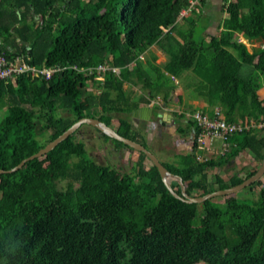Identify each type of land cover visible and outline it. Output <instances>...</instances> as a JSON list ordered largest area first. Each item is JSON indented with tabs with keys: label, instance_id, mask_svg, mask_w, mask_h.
<instances>
[{
	"label": "trees",
	"instance_id": "1",
	"mask_svg": "<svg viewBox=\"0 0 264 264\" xmlns=\"http://www.w3.org/2000/svg\"><path fill=\"white\" fill-rule=\"evenodd\" d=\"M187 1L0 0V6L6 3L10 13L18 14L3 21L5 11L0 9V54L56 69L48 79L21 74L0 80V169H12L83 117L112 126L114 115L123 114L114 129L141 144L142 135L124 118L140 105L130 103L122 91L130 75L150 92L144 99L149 103L156 97L158 75L178 77L190 71L209 110L219 107L228 122H264V99L258 96L264 86V0H224L226 16L214 35L204 27L196 35L193 20H188V30L176 26ZM35 33L33 42L43 46L36 55L35 45L25 44ZM236 33L261 46L249 51ZM155 43L168 54L164 72L140 62L133 66ZM102 64L120 70L98 73L95 68ZM168 96L169 91L164 100ZM78 129L21 169L0 173V264L8 255L9 264H264L260 179L245 188L259 187L251 203L230 197L224 203L210 199L188 204L167 190L157 168L147 165L140 151L133 175L94 161L84 142L76 139ZM230 140L229 151L217 158L196 161L192 148L181 154L179 167L161 163L181 176L192 196L225 189L258 166L227 180L212 177L210 171L217 173L245 151L260 164L264 128L236 133ZM71 170L77 185L59 187ZM171 186L180 193L176 181ZM138 208L141 224L135 217Z\"/></svg>",
	"mask_w": 264,
	"mask_h": 264
},
{
	"label": "rangeland",
	"instance_id": "2",
	"mask_svg": "<svg viewBox=\"0 0 264 264\" xmlns=\"http://www.w3.org/2000/svg\"><path fill=\"white\" fill-rule=\"evenodd\" d=\"M223 1V0H222ZM0 9L5 11L2 14V20L3 21H11L13 18H17L18 14L17 12H11V8L6 5V3L1 4ZM13 10V9H12ZM194 16L189 20H196L198 22V25L195 27V33L198 35L203 28V25H206L209 22L208 15L204 14V11L201 7L195 10L193 13ZM212 16H219V13L214 12ZM21 24L18 23V26ZM26 25L28 27L30 26V30H33V27L31 26V22H28ZM15 34H13L10 38V43L15 41ZM42 36V35H41ZM40 36V37H41ZM36 37V33L33 34L32 40H28L27 45H35L33 42L34 38ZM46 38H48V35L46 33ZM242 41V38H240ZM244 41V40H243ZM18 42V41H16ZM33 42V43H32ZM246 40L244 41V43ZM247 45V44H246ZM35 47V49H34ZM33 47L34 54L41 52L43 49L42 44L35 45ZM252 46L250 47V49ZM251 71V67L247 66L245 70ZM190 79H189V78ZM169 76H160L156 77L157 81V87L154 89V94L159 95L163 97L164 99L165 95L168 91H170V87H172V84L169 81ZM181 81V85L179 86L182 89V93L186 97V100L184 101V107L193 110L198 109V107L191 102L192 98H195L198 96V79L196 76L192 73H189V75L185 77H181L179 79ZM261 82L264 83V75L261 76ZM136 99V98H134ZM157 107H155L156 109ZM131 114L125 113L124 118L130 119ZM123 114H116L114 115V118L112 120V126L113 128H116L118 125V118L122 117ZM128 117V118H127ZM179 124H182V121H186L185 117H176ZM184 126L186 127L183 132H187L190 134L192 132L193 125L189 122H183ZM134 130L136 132H139L142 137L140 138L141 144L145 146L147 150L152 152L160 162L166 164L169 167H179L180 165V158L181 154L186 155L190 152L188 149H179L175 141L177 140V137L183 133L179 130L177 133H172L171 131H165L164 128H159L156 130L157 132L154 133V135H150L151 139L149 138V135L145 131L144 124L141 125H134ZM118 128V127H117ZM79 132L76 134V139L84 142L85 147L87 149V154L96 161L97 163L104 164L107 166H110L113 169H116L119 173H127L130 175L135 174L137 169L136 160L139 158L140 153L137 150L132 149L131 147H128L127 145H119L117 144L113 139L107 138L101 134L100 131H97L96 128L89 124H82L79 127ZM151 134V133H150ZM257 162V161H256ZM256 162L253 159L252 153L249 151H245L243 153H240L239 156L236 158L235 162L228 166H224L217 170L216 172L210 171V174L212 177L214 175H218L224 180H227V178L231 174H240L244 175L247 171L253 169L257 166ZM145 163L147 165L151 164V161L146 158ZM258 163V162H257ZM134 182L136 184H139V178L136 176L133 178ZM261 182L264 183V175L262 178H260ZM67 182H73L75 185H77L78 178L75 172L73 170L70 171L68 178L65 181L60 182L58 185L59 187H65ZM259 187L257 185H253L251 189H243L241 191H238L236 193L230 194V195H224V196H217L214 197L212 200L219 203H224L226 199L230 197H236L238 200H240L242 203H251L256 197ZM145 189L143 188V193L145 194ZM136 221L138 224L142 223V212L141 208H138L135 212ZM11 260V256H5L2 258L3 264H9Z\"/></svg>",
	"mask_w": 264,
	"mask_h": 264
},
{
	"label": "crops",
	"instance_id": "3",
	"mask_svg": "<svg viewBox=\"0 0 264 264\" xmlns=\"http://www.w3.org/2000/svg\"><path fill=\"white\" fill-rule=\"evenodd\" d=\"M199 7H201L204 11V14L208 15L209 17V22L206 25H203V27L205 28V33L209 35L218 33L219 30L222 29V21L226 16V12L224 9V0L201 1L198 5H196V7L192 10L191 14L188 17H178L176 26L180 27L182 30H188L190 27V23L188 22V20L194 16L193 13ZM214 12L219 13V16H212ZM193 22L195 25H198V22L196 20H193ZM167 35L170 36L175 42L180 43V41L178 40L179 38H177L174 32L167 31ZM235 37L239 41L241 40L240 38H242V42L246 40L245 43L247 44V48L249 51H251L253 47L261 46V43L258 41L247 40L242 33H236ZM251 46L252 48L250 49ZM167 61L168 54L159 44L155 43L144 50L142 53H140V55L137 57V60L134 61L132 65L134 66L136 62H140L149 69L157 67L160 68V72H164V64ZM189 73L191 72L185 71L182 72L178 77L170 76L169 81L173 84L172 89L169 91L168 98L164 100L162 99L163 97L157 94L155 98L149 100V103H145L144 99L148 97L150 92L148 90H142L141 83L138 82V80L133 75H130L129 80L124 82L122 91L124 95L128 97V99H130L129 102H140L139 107L131 113L130 120L134 125L144 124L145 131L149 135L150 139V135L153 136L154 133L157 132L156 130H158L159 128H164V130L167 132L169 131V133L171 131H173L172 133H177L179 129L184 131L186 127L184 126L183 122H188V120H183L182 124H179L176 119L179 114L184 115V112H192L194 110H209L207 97L199 94L197 97L191 99V102L195 104L198 109L189 110L184 107V101L186 100V97L182 93V89L179 87L181 85V81L179 79L181 77L186 78ZM258 96L259 99H264V86L258 90ZM155 107H158L159 109H155ZM193 137L194 129L190 134H188L187 132H183L177 137L175 144L179 149L191 150ZM256 164L257 166L260 165L257 162Z\"/></svg>",
	"mask_w": 264,
	"mask_h": 264
},
{
	"label": "built area",
	"instance_id": "4",
	"mask_svg": "<svg viewBox=\"0 0 264 264\" xmlns=\"http://www.w3.org/2000/svg\"><path fill=\"white\" fill-rule=\"evenodd\" d=\"M201 1L188 0L187 5L179 11L178 17H188ZM95 69L98 73L107 70L118 73L120 70L119 67H113L108 64L98 65ZM55 70L53 68L36 67L21 57L9 59L0 54V80L9 77L14 78L21 74H27L32 78L44 76L48 79ZM88 71L91 72L92 69L90 68ZM184 117L192 122L195 134L191 149L193 148L195 160L199 162H205L227 153L231 146L230 137L232 135L264 128V122H228L219 107H214L211 110L184 112Z\"/></svg>",
	"mask_w": 264,
	"mask_h": 264
},
{
	"label": "water",
	"instance_id": "5",
	"mask_svg": "<svg viewBox=\"0 0 264 264\" xmlns=\"http://www.w3.org/2000/svg\"><path fill=\"white\" fill-rule=\"evenodd\" d=\"M82 124H89L93 126L94 128H96L97 130H99L104 135L112 139H115L117 141H120L134 150L144 153L146 157L151 161V163L157 168L159 175L161 177V180L164 183L167 190L174 197L188 204H191V203L200 204L206 200L213 199L214 197H217V196H224V195H230V194L236 193L238 191L245 189L252 183L256 182L257 180L262 178L264 175V156H263V159L260 165L257 167V170L251 176L244 179L241 183L225 188V189H218L213 192L204 194L202 196H192L186 192V187L183 183L181 176L170 172L152 152H150L149 150L145 148L144 145L120 135L119 133H117V131L112 126L107 125L103 121L97 118H90V117L80 118L79 120L74 122L70 127H68L65 131H63L58 137L48 142L43 148L39 149L36 153L23 159L18 165H16L10 170L0 169V173H11V172L17 171L21 169L30 160H33L34 158L45 155L50 150H52L57 144H59L64 139H66L74 131H76ZM172 181H176L179 184L180 193H177L172 188L171 186Z\"/></svg>",
	"mask_w": 264,
	"mask_h": 264
}]
</instances>
